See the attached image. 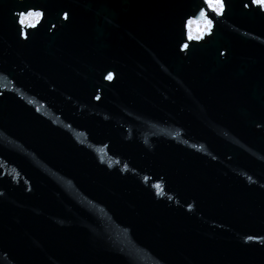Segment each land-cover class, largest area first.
I'll return each mask as SVG.
<instances>
[{"label": "water", "instance_id": "water-1", "mask_svg": "<svg viewBox=\"0 0 264 264\" xmlns=\"http://www.w3.org/2000/svg\"><path fill=\"white\" fill-rule=\"evenodd\" d=\"M221 3L0 0V264H264V10Z\"/></svg>", "mask_w": 264, "mask_h": 264}, {"label": "rangeland", "instance_id": "rangeland-1", "mask_svg": "<svg viewBox=\"0 0 264 264\" xmlns=\"http://www.w3.org/2000/svg\"><path fill=\"white\" fill-rule=\"evenodd\" d=\"M208 6L213 9L212 5L208 4ZM37 18H38V16H36V15H31V16L27 15V16L23 17V19H25V21H23V22L31 23V22L35 21ZM28 19H29V21H28ZM189 28L190 29H189L188 35H189V37L194 38V39L201 37L203 35V33L208 31L206 20H203L200 22L191 21L189 23Z\"/></svg>", "mask_w": 264, "mask_h": 264}, {"label": "snow or ice", "instance_id": "snow-or-ice-1", "mask_svg": "<svg viewBox=\"0 0 264 264\" xmlns=\"http://www.w3.org/2000/svg\"><path fill=\"white\" fill-rule=\"evenodd\" d=\"M252 4L259 6V8L261 10H264V0H251ZM206 4L212 5L213 6V11H216L217 14H220V11L223 9V4L221 3V0H205ZM23 15V14H21ZM28 15H36L39 16L40 13L36 12V13H28ZM201 16H204V12L203 10H201ZM212 25V21L211 20H207V27L210 29ZM191 38V37H189ZM112 78V74L109 73L107 79H111Z\"/></svg>", "mask_w": 264, "mask_h": 264}, {"label": "bare ground", "instance_id": "bare-ground-1", "mask_svg": "<svg viewBox=\"0 0 264 264\" xmlns=\"http://www.w3.org/2000/svg\"><path fill=\"white\" fill-rule=\"evenodd\" d=\"M190 29V28H189Z\"/></svg>", "mask_w": 264, "mask_h": 264}]
</instances>
